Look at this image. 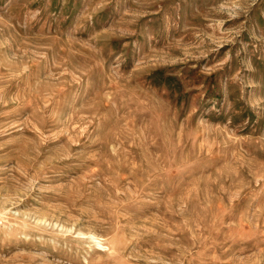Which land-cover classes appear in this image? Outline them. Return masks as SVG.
I'll return each mask as SVG.
<instances>
[{
  "label": "rangeland",
  "instance_id": "374dc122",
  "mask_svg": "<svg viewBox=\"0 0 264 264\" xmlns=\"http://www.w3.org/2000/svg\"><path fill=\"white\" fill-rule=\"evenodd\" d=\"M0 264H264V0H0Z\"/></svg>",
  "mask_w": 264,
  "mask_h": 264
}]
</instances>
